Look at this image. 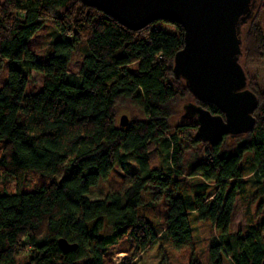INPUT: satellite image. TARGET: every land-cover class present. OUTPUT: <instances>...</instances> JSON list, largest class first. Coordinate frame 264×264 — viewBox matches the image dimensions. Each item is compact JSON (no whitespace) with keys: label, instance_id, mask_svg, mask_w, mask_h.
<instances>
[{"label":"trees","instance_id":"trees-1","mask_svg":"<svg viewBox=\"0 0 264 264\" xmlns=\"http://www.w3.org/2000/svg\"><path fill=\"white\" fill-rule=\"evenodd\" d=\"M263 13L264 0H256L241 32L256 124L211 145L197 135L196 118L180 114L193 102L223 115L174 75L184 46L179 24L164 21L174 32L154 29L157 21L131 30L82 0H0V76L5 66L8 72L0 87V264H111L115 249L134 264L161 239L192 246L199 216L210 217L218 234L207 241L208 260L189 264H224L223 256L231 264H264V89L250 71L264 60ZM48 21L49 51L39 61L29 41ZM75 57L79 72L69 70ZM33 71L43 76L41 89L26 94ZM125 107L135 113L122 127ZM116 165L122 187L88 197ZM207 182L215 191L198 192ZM150 185L169 198L158 230L139 212ZM237 195L247 224L232 231ZM60 238L77 248L64 252Z\"/></svg>","mask_w":264,"mask_h":264},{"label":"water","instance_id":"water-1","mask_svg":"<svg viewBox=\"0 0 264 264\" xmlns=\"http://www.w3.org/2000/svg\"><path fill=\"white\" fill-rule=\"evenodd\" d=\"M117 18L131 30L155 21L179 24L184 46L174 58L173 72L183 78L192 95L217 106L223 115L189 102L184 119L196 118L197 135L213 145L225 135L248 133L256 124L258 98L247 88V74L240 63L242 27L254 12L256 0H82ZM120 117V125L129 124ZM64 252L77 244L59 239Z\"/></svg>","mask_w":264,"mask_h":264},{"label":"rangeland","instance_id":"rangeland-1","mask_svg":"<svg viewBox=\"0 0 264 264\" xmlns=\"http://www.w3.org/2000/svg\"><path fill=\"white\" fill-rule=\"evenodd\" d=\"M52 24L51 21L46 22L30 39L29 47L36 54L37 60L45 61L48 53V44L45 37V32L47 26ZM262 24L264 26V13L262 17ZM53 25V24H52ZM154 29H160L166 32H174V26L170 23L164 21H157L153 24ZM69 70L71 72H79L80 70V61L77 57L72 61ZM251 75L256 78L257 81L261 84L264 89V60L257 65H252L250 68ZM7 69L6 66L0 76V87L5 83L7 79ZM43 76L40 72L33 71L31 73L30 81L26 88V94L36 93L40 91L42 84ZM182 109V106H180ZM180 113L182 116L184 110H181ZM133 113V114H132ZM135 110L133 111L130 108H121L120 117L122 115H134ZM184 119V118H183ZM120 120V118H119ZM182 120V118H177V121ZM150 151V158L152 164H157V157L155 151V145L153 142H150L148 145ZM187 159H189L194 153L192 151H187ZM131 160L134 162L133 157ZM245 164H243L244 166ZM123 171L119 168V165L114 166L110 171V174L107 179L101 178L97 185L91 187L88 197L92 199H100L105 197L112 190L120 189L123 182ZM195 179H191L193 181ZM198 182L204 184L202 180L197 179ZM207 187H202L197 189L198 192L202 191H215V185L210 182H207ZM28 187L32 186V181L27 180ZM143 203L139 208L141 215L146 216L153 224L155 230H158V227L162 224L165 214L168 211V193L158 194L155 186L150 185L145 190L142 191ZM214 198L211 197L208 202L212 201ZM246 216L244 215V208L241 204V200L237 195L234 203V210L231 216L230 229L232 231L244 230L247 224ZM196 221V222H195ZM195 221H192V232L194 236V244L192 246H186L183 248H175L170 245L168 242L163 239L154 243L149 247L146 252H144L134 264H189L193 258H199L202 262H206L209 258V250L207 247V241L214 235L217 237V230L212 225V221L208 216H199ZM127 253L122 249H115L112 254L111 264H124ZM27 255L21 256L18 259L19 263L24 262ZM224 264H231L228 259L223 256Z\"/></svg>","mask_w":264,"mask_h":264}]
</instances>
